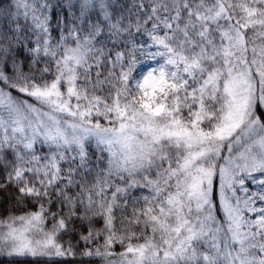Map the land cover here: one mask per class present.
<instances>
[{"label": "snow or ice", "instance_id": "snow-or-ice-1", "mask_svg": "<svg viewBox=\"0 0 264 264\" xmlns=\"http://www.w3.org/2000/svg\"><path fill=\"white\" fill-rule=\"evenodd\" d=\"M0 264H264V0H0Z\"/></svg>", "mask_w": 264, "mask_h": 264}]
</instances>
